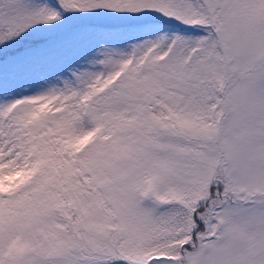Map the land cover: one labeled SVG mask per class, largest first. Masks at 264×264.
I'll use <instances>...</instances> for the list:
<instances>
[{
    "label": "snow or ice",
    "instance_id": "obj_1",
    "mask_svg": "<svg viewBox=\"0 0 264 264\" xmlns=\"http://www.w3.org/2000/svg\"><path fill=\"white\" fill-rule=\"evenodd\" d=\"M0 264H264V0H0Z\"/></svg>",
    "mask_w": 264,
    "mask_h": 264
}]
</instances>
